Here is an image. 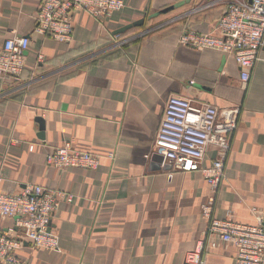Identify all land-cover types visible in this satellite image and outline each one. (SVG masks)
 Returning a JSON list of instances; mask_svg holds the SVG:
<instances>
[{
    "label": "crops",
    "instance_id": "0c3cea01",
    "mask_svg": "<svg viewBox=\"0 0 264 264\" xmlns=\"http://www.w3.org/2000/svg\"><path fill=\"white\" fill-rule=\"evenodd\" d=\"M39 4L0 0V45L30 39L20 79L0 78V186L39 184L73 199L50 223L58 249L25 246L18 256L28 264H185L206 227L199 206L209 189L201 170H174L153 151L171 94L239 107L214 216L255 224L264 211V49L243 85L232 56L178 42L185 28L211 31L227 0H123L104 24L75 11L69 43L33 32ZM64 141L100 155L99 167L48 165L45 155ZM215 154L209 145L202 166ZM12 226L0 215V231ZM233 257V246L220 243L203 264Z\"/></svg>",
    "mask_w": 264,
    "mask_h": 264
},
{
    "label": "built area",
    "instance_id": "2783aa9c",
    "mask_svg": "<svg viewBox=\"0 0 264 264\" xmlns=\"http://www.w3.org/2000/svg\"><path fill=\"white\" fill-rule=\"evenodd\" d=\"M122 7L123 0H40L33 32L69 43L75 11H84L104 24ZM178 42L232 56L240 69V81L246 85L264 49V0H227L211 31L201 33L185 28ZM29 43L28 36H13L0 45V78L20 79ZM239 114V107L219 110L212 104L175 94L166 100L153 151L174 170H201L209 189V196L199 206L206 227L195 247L185 254V264H203L207 252L220 243L233 246V264H264V211L256 215L255 224L214 216ZM209 145L214 146L216 154L209 166H202ZM100 158L96 153L77 149L70 141L45 155L48 165L61 169L95 170ZM2 180L0 174V184ZM72 199L70 193L39 184L26 185L16 192L4 191L0 186V215L14 220V226L0 231V264H28L17 254L25 246L57 250L58 237L51 232L50 223L61 202Z\"/></svg>",
    "mask_w": 264,
    "mask_h": 264
},
{
    "label": "water",
    "instance_id": "95a60500",
    "mask_svg": "<svg viewBox=\"0 0 264 264\" xmlns=\"http://www.w3.org/2000/svg\"><path fill=\"white\" fill-rule=\"evenodd\" d=\"M169 9H163L162 11L158 12V13H155L153 14L152 16H155L159 13H165L167 12ZM143 24V20H139L137 22H134L132 24H128V25H125L123 27H121L120 29H117V31L115 32V34H119L120 32H123L124 30L128 29V28H131L132 26H138V25H142Z\"/></svg>",
    "mask_w": 264,
    "mask_h": 264
}]
</instances>
